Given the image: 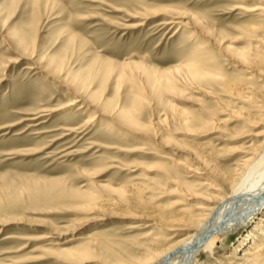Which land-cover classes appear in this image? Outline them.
<instances>
[{
	"label": "rangeland",
	"instance_id": "374dc122",
	"mask_svg": "<svg viewBox=\"0 0 264 264\" xmlns=\"http://www.w3.org/2000/svg\"><path fill=\"white\" fill-rule=\"evenodd\" d=\"M262 141L264 0H0V264H139Z\"/></svg>",
	"mask_w": 264,
	"mask_h": 264
},
{
	"label": "bare ground",
	"instance_id": "6f19581e",
	"mask_svg": "<svg viewBox=\"0 0 264 264\" xmlns=\"http://www.w3.org/2000/svg\"><path fill=\"white\" fill-rule=\"evenodd\" d=\"M261 146V149L246 154L242 166L225 188L216 190L221 196L209 202L211 205L204 208V214L185 224L189 233L182 242L167 244L163 249L155 250L152 257L143 259L139 264H194L192 258L195 253L213 256L217 245L225 241L230 233L264 213V171L261 170L260 174L256 172L251 177L247 174L249 167L253 169L263 162L259 158L264 155V141ZM261 247V244L252 243L242 256L225 255L223 260L227 264H258L262 256Z\"/></svg>",
	"mask_w": 264,
	"mask_h": 264
}]
</instances>
